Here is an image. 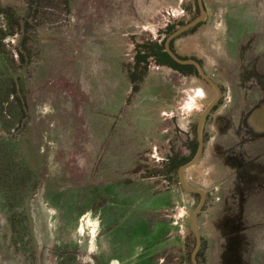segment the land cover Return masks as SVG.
Wrapping results in <instances>:
<instances>
[{
    "label": "rangeland",
    "instance_id": "rangeland-1",
    "mask_svg": "<svg viewBox=\"0 0 264 264\" xmlns=\"http://www.w3.org/2000/svg\"><path fill=\"white\" fill-rule=\"evenodd\" d=\"M174 1L179 6L172 7L173 0H163L160 6H156L157 0H149L151 34L139 30L129 38L125 35L129 41L125 57L122 42L109 26L104 29L101 25L79 41L72 38L77 31V11L93 10V0H68L67 9L40 8L36 0H0V14L17 17L19 23L0 16V264H40L41 258L44 264H77L75 256L63 254H73L88 244L97 251L100 248V240L94 238L95 227L91 226L96 213L109 202L106 191L114 180L101 177V173L127 168L129 162L109 160L129 154L133 144L144 143L148 135L142 95L126 94L129 80L122 67L134 87L140 88L149 66L148 61H140L163 48V29L185 25L198 17L196 0ZM205 1L212 16L187 35L195 36V40H189L195 45L191 56L204 59L206 72L223 85L225 80L235 85L212 114L209 132L215 139V121L227 117L243 125L251 108L264 107V0ZM102 2L96 3L97 7L106 9L100 6L111 0ZM218 25L223 27L222 33H215ZM88 50L95 60L93 66L88 60L82 67L79 64V79V68L74 66ZM254 88L258 89L256 96ZM196 90H188L190 96L198 97L193 103L196 108L191 107L203 110L213 95L205 98L199 84ZM247 96L249 105L245 107ZM238 100L244 102L241 108ZM255 114L259 116L260 112ZM184 117L190 118L187 114ZM191 119L182 121V131L192 122L190 132L196 141L200 118L194 114ZM251 123L258 127L254 118ZM235 124L238 132L221 142L237 146V155L233 161L216 156L213 163L224 167L209 182L213 186L225 180L216 186L221 200L216 212L229 235L223 264H257V256L264 254V132L251 146L245 131ZM222 127L231 133L230 125ZM148 157L150 169H160L161 155ZM175 159L179 160L178 154ZM129 179L118 178L115 183L125 188L131 185ZM167 180L177 183V172ZM203 184L199 186L206 190L207 184ZM7 190L19 196L17 202L13 194H7L15 214L7 209ZM190 239L191 257L196 241L192 234Z\"/></svg>",
    "mask_w": 264,
    "mask_h": 264
},
{
    "label": "crops",
    "instance_id": "crops-1",
    "mask_svg": "<svg viewBox=\"0 0 264 264\" xmlns=\"http://www.w3.org/2000/svg\"><path fill=\"white\" fill-rule=\"evenodd\" d=\"M53 1L55 2L52 3V0H37L38 5L40 3V8L45 6L68 8V0ZM102 1L104 3L110 0ZM98 2L101 3V0H93V10L78 11V23L80 22L82 25V19H84L83 24L87 23L88 25L86 33L90 35L93 29H98L101 25L104 26V29H109L107 26L111 27V31L122 42V45H120L124 47L126 57V45L129 41L125 35H133L150 25L151 12L148 11V6L144 7V4L140 6V9L146 8L147 13L142 11V14L138 16L140 19L135 20L133 7L127 4L128 0H111V3L107 2L106 7L100 6L106 9H99L96 5ZM173 3L174 6L172 7L179 6L178 1L173 0ZM91 19H94V21L91 22ZM100 19H102L101 23ZM139 20L141 22H136ZM89 50L87 56L83 55L78 63L81 67L86 60L90 61V66H93L94 54ZM122 68L123 74L126 76L124 65ZM187 80L182 74L173 71L168 66H149L140 91L137 92V96L141 93L142 101L140 103L145 106L146 110L145 113L142 112L143 119L148 123V135L145 142L167 149L169 142L171 143L181 137L180 135L177 136V131L182 130V121L189 120V118L185 119L184 115L187 114L188 117H191L194 114H201L200 107L196 111L193 109L196 108L193 103L196 102L195 99H198V97L190 96L188 90L194 91L195 86L193 89L192 85L189 86L190 81L187 82ZM101 88L106 89L105 87ZM148 88H152L153 91ZM130 89V84H128L126 94H130ZM188 95L190 96L189 99L187 98ZM141 145L143 143H134L129 154L115 155L109 161H124L134 165L144 152ZM203 160L202 163L200 162L201 165L199 163L188 170L187 175L189 172L188 177L190 179L197 178L199 184L205 185L203 184L205 182L206 187H210L211 172L206 170V162L209 160L208 153ZM133 165L130 164L122 170L117 168L104 170L102 175L112 179L124 178L134 169ZM162 174L156 175L149 182L144 180L140 174H136L134 177L137 179L134 180L137 182L132 181L135 185L125 188L114 186L109 188L110 195L108 197L110 202L105 205L101 213L97 212L94 218L96 235L99 236L101 242L98 257L103 264H192L189 256L192 245L190 220L196 206L193 204V198L185 195L182 190L178 188L164 189L161 185ZM220 184V182H217L215 185ZM220 204L221 201L212 209L202 212L197 221L199 234L204 244L207 245L205 257L209 262L220 257V250L217 251V247H219L217 235L221 234V227L224 225L222 224L223 220L221 221L218 218L216 212ZM175 206L184 207L186 211L185 214L183 210L185 217L180 228L173 225L167 217V214ZM214 264H220V261L216 260Z\"/></svg>",
    "mask_w": 264,
    "mask_h": 264
},
{
    "label": "flooded vegetation",
    "instance_id": "flooded-vegetation-1",
    "mask_svg": "<svg viewBox=\"0 0 264 264\" xmlns=\"http://www.w3.org/2000/svg\"><path fill=\"white\" fill-rule=\"evenodd\" d=\"M162 1L163 0H157V5L156 6H160V2H162ZM153 3L155 4V2H153ZM196 3H197L198 12H199V15H200V10H199V5H198V1L197 0H196ZM127 4L128 5H132V7H133V12H134V15H135L134 16L135 20L136 19H140V18H138V16L142 14V11H143V13H147V9L146 8L145 9H141V10L140 9H137V8H140V6L142 4H144V7L148 6V11L150 10V12H151L149 0H143V2H142V0H137V3L136 4H135V0H128V3ZM36 5H38L37 2H36ZM78 6H79V3H78ZM204 6H205V9H206V11L208 13V19H207V21L199 24L198 26H196L195 28L191 29L190 31H187V32L181 34L180 36H178L177 38H175L171 42V44H170L171 50L179 58H181L183 60H195V61H197L202 66L205 74L218 86V88L220 89V92H221V97H220L218 103L213 108V110L211 111V113L208 115V117H207V119L205 121V124H204V128H203V144H204V150H203V154L201 156V159L197 163V165L203 160L204 156L207 155V153H208V157H209V144H210V146H212L213 143L217 139V135L215 136V139H214V138H212L210 136L211 133L209 132V127L212 126V123H210V120L214 119L213 116H212V114H213L214 111H218L219 110V108L222 106V102H224V99L225 98H228V95H230L229 88L233 89L235 87V85L232 82L227 81V80H225L226 83L224 84L225 85L224 86L222 83H220V81L217 79V77L215 75H213L211 73L209 74L208 72H206V70L204 69V63H203L204 62V59L201 60V59L195 58L194 56H191L192 47L195 46V45H192V43L191 42H188V41L189 40H195V36L192 35V36H189L188 37L187 35L191 34L190 32H193L200 25H202L204 23H207L208 20H209V18L212 16V15H210L211 14L210 13V10L207 9L206 1L205 0H204ZM65 9H67V8H65ZM93 9H94V7H93ZM79 10L82 11V12H85L86 11V10H81V9H79ZM77 13H78V11H77ZM83 20L84 19H82V25H81L80 22L78 23V20H77V26H76L77 27L76 28L77 31H75L76 32V35L74 37H72L73 39H77L78 38L77 39L78 41H79V39H81L82 37H84L87 34L86 33V29H88V25H87L86 22H85L86 24L84 25L83 24ZM93 21H94V19H91V22H93ZM57 22H58V20L55 21V23H57ZM150 25H148V27H144L146 29H144V28L141 29L143 33H146V35L147 34H151L150 33L151 32L150 31ZM183 26L184 25L169 26L168 29H165V30L163 29V32H162L163 40L166 42L167 38L171 34H173L175 31H177L178 29H180ZM173 27H174V29H173ZM160 32H161V30L159 29L157 31V34H160ZM184 35H186L188 37V39L177 41L178 38H182ZM128 36L130 37V35H128ZM165 38H166V40H165ZM26 41H27V39H26ZM165 42H164V46H163L164 52H165ZM158 52H160V50H158ZM181 54H186V55L181 56ZM125 60H126V58H125ZM144 61L145 62L148 61L149 63L147 65L153 66V67H155V66H163V67L164 66H168V65H164L163 64L164 63V60L161 58V53L159 55V54H157L155 52L154 54H152L149 57L148 56L147 57H143V59L140 62L143 63ZM78 63H79V61H78ZM77 66L79 68V79H80V67H79L80 65L79 64H76V66H74V67H77ZM149 66L146 69L145 75L147 74V71L149 69ZM181 66H183V65H181ZM187 66H191V65H184V67H187ZM168 67H170V66H168ZM170 68L173 69L172 67H170ZM194 68L196 69L198 75L195 74V73H189L187 71H184V72L182 71L181 72V71H178L176 69H173V71L179 72L186 79H190L191 81L189 83L191 85H193L195 83V88L197 90H198V84H199L202 87L203 93H205L204 94L205 95V98L211 97L210 95H213V98L211 97L210 102H208V104L206 106H204L203 110H201V114L198 115V119L199 118L201 119V117H202L205 109L207 108V106L213 100L216 99V97H217V91L215 90L214 87H212L207 81H205L201 77V75L199 74L197 68L196 67H194ZM124 70L126 72V75L128 76L129 84L131 85L130 94L131 95L132 94L137 95V92L140 91V88L142 86L143 80L140 83V88L134 87L136 85L133 84V82L132 83L130 82V76L127 73L128 71L125 68H124ZM192 74H195V77H193ZM203 84L205 85L206 88L204 87ZM228 84H229V87L227 86ZM254 90H257L255 92L252 91V93L256 96V94H258V89L254 88ZM232 93L234 94V92H232ZM246 104L247 105L245 107H248V105H249V103H248V96L246 98ZM262 105H264V104H262ZM249 111H250V113L248 115V121L243 122V125L241 126V128L245 131V134L244 135L249 140L250 145L252 146V144L258 138L257 136H259L260 134L262 135L263 134L262 132H264V130H263L264 129V107H260V105L259 106H255V107L251 108ZM256 112H260L259 116H257L255 114ZM192 117H193V115L189 118V120H192L191 119ZM253 118H254V120H256V124L258 125L257 128L255 126H253L252 123H251V120H253ZM200 119H199V121H200ZM258 120H259V122H257ZM199 121L197 120V127H198ZM190 123L192 124V122H190ZM190 123H189V125H186L188 128H187V130L185 132L182 131V130H179L177 132V134L180 135L181 137H179L178 139H175L174 141H172L173 143L172 142L171 143L169 142V146H168L167 149L160 148L157 145H153V143H150L149 144L147 142H144L145 144L143 143L144 145L141 147V148H143L144 152L139 156L138 161L135 162L134 165L132 163H130L131 166L132 165L134 166V169L126 177H124V178L126 180H130L129 179V176H130L132 178V181H133V179H135L134 175L140 174L141 176H143L142 178H144V180H146V181L149 182V180L152 179V178H154L156 175H161L163 173L162 174L163 176L161 178V185H162V187L164 189L178 188V189L182 190L183 192H186L183 189V187L181 186V183H180V180H179V175H178V170H179V168L181 166L187 164L188 162H190L193 159V157L196 155L197 150H198V147H199L198 136H197V127H196V141H194V138H192V133L190 132ZM253 123H254V121H253ZM260 124H262V125L259 126ZM183 132H184V134H183ZM183 138H184L185 141H184V143L181 144V141L183 142ZM193 141H194V143L192 144ZM173 145H174V147H173ZM160 151H164L165 154L164 153H161ZM182 152H183V155H182ZM176 154H178V156H179V160L177 162L175 161L176 160L175 159L176 158ZM186 154H188V155H186ZM150 155H152L153 158H155V155H158V156L161 155V158L158 159V160H160L159 162H162L160 164V169H158V170H151L150 169V167H149V160L150 159L148 157ZM145 163H146V166H144ZM181 163H184V164H181ZM130 164H128V165H130ZM122 169H125V168H121L119 170H122ZM173 171L174 172L175 171L177 172V176H178L177 183H175L173 181L170 182V180H167V178H170L171 177V173ZM197 174H198V172H197ZM185 176H187V171L185 172ZM8 177H10V176H8ZM101 177H104L102 175V173H101ZM105 178H107V177H105ZM124 178L121 177L120 179H124ZM110 179H112V178H110ZM113 179L114 180H113V185L112 186L118 187V188H122V187H119V185H117L115 183L118 178H113ZM132 181H131V185L134 184ZM186 181H187V183L189 184L190 187H192L193 189H201L204 192V194H205V203H204V206H203V209H202L201 213L204 212L205 210L212 209L219 201H221L219 199V197H218L216 185L207 187V189L205 190L204 188H202V187L199 186L200 185L199 182H198L199 179H197V178L190 179L187 176ZM135 182H137V181H135ZM110 183H111V181H110ZM159 183H160V181H159ZM126 187H129V186H126ZM108 191H109V189L106 191L107 192V198L109 199L108 196L110 194H109ZM8 193L13 194L16 197L17 202L19 201V196L17 195L16 192H13V191H10V190H7L6 191L5 194H6V200H7V209L10 210L11 208L8 205L9 204V200L7 199V194ZM186 193L189 194V196L193 198V201H194L193 204L196 206V209H197V207L199 206V204L201 202V196L199 194H193V193H188V192H186ZM183 210H184V207L181 208L179 206H175L174 209L169 214H167V217H169V219L172 221L173 225H175V226H177L179 228L181 227V222H182L183 218L185 217L186 211L184 210L185 211V214H183L182 219L178 223L175 222L174 215L177 212H179V211L181 212ZM195 210H194V212H195ZM10 212L13 213V214H15V212H13L12 210H10ZM197 221H198V218H197ZM84 222L85 223L88 222L87 218H84ZM11 223L15 224V221H12L11 220ZM92 223H93V226H91V228L95 227L94 222H92ZM13 228H15V225H13ZM197 228H198V226H197ZM95 231H96V229H95ZM191 233H192V231H191ZM96 234H97V232H96ZM192 235H193V233H192ZM94 238L99 240V236H97V235ZM194 238H195V236H194ZM201 240H202V238H201ZM195 241H196V239H195ZM205 248H207V245L204 244V242L202 241L201 250L199 252V254L201 256H199V254H198V259H197L198 260V264H208V262H209V260L207 259V257H205V255H206L205 253L207 251ZM96 249L97 248H94V247L92 249L91 248V244H88V246L87 247H83V249H80V247H78V249L76 250V252L73 253V254H67L66 255L64 253L63 255H64V257L65 256H72V257L75 256L77 258V264H103L101 262V260L99 259V257H98V251ZM56 251H57V249H56ZM57 252L60 253L59 251H57ZM256 261H257V264H264V254H263V252L260 253L259 256H257V260Z\"/></svg>",
    "mask_w": 264,
    "mask_h": 264
},
{
    "label": "water",
    "instance_id": "water-1",
    "mask_svg": "<svg viewBox=\"0 0 264 264\" xmlns=\"http://www.w3.org/2000/svg\"><path fill=\"white\" fill-rule=\"evenodd\" d=\"M197 1H198V5H199L200 15L195 20L189 22L188 24L184 25L183 27H181L180 29L175 31L173 34H171L165 42V52L174 60V62H176L179 65H183V66L184 65H191V66L196 67L199 74L201 75V77L205 81H207L212 87H214L215 90L217 91L216 99L213 100L207 106V108L205 109V111H204V113H203V115H202V117L198 123L197 136H198L199 147H198L197 153L190 162L181 166L178 170L179 180H180V183H181V186L183 187V189L188 193L199 194L201 196V202H200L199 206L197 207V209L195 210V212L193 213V215L191 217V221H190L191 231H192V233L196 239L195 248H194L193 252L191 253L192 264H198V260H197L198 254H199V252L201 250V246H202V240H201L200 234L198 232V228H197V218L203 209V206L205 203V194L201 189H193L192 187L189 186V184L187 183L186 178H185V172L192 169L193 167H195L201 159V156H202L203 150H204V144H203L204 124H205V121H206L208 115L211 113L213 108L218 103V101L221 97V92H220V89L218 88V86L205 74L202 66L197 61H195V60H183V59L179 58L171 50L170 44L175 38H177L181 34L187 32V31H190L191 29L195 28L199 24L207 21L208 13H207L205 6H204V0H197ZM214 15H216V13ZM222 29H223V27L218 25V27H216V29H215V33H222ZM241 88H243V87L241 86ZM238 101L240 102L239 107L241 108L243 106L244 102L241 100H238ZM235 122H236V120H235ZM215 123H216L215 128L217 131V139L213 143L212 147L210 146V148H209V157H208L209 160H208V162H206V168H208L210 170L211 176H213V177H214V175L217 174L218 170H220L224 167V166H219V165H216L215 163H213L216 156H221V157H223L229 161H233L237 155V152H235L237 146L235 147V146L231 145V143L224 145L221 142L222 139L226 138L227 136H233L234 132H238L235 128H233V124H235V123L231 122V118L226 117L224 120H222L220 122L215 121ZM223 124L230 125L231 133H230L228 128L222 127ZM237 125H239L240 127L242 126L240 123L235 124V126H237ZM233 149H235V150H233ZM222 180L217 181V182H220L222 184L225 181V180H223V181ZM217 182H215V184H217ZM215 184H213V185H215ZM209 185L212 186V183L209 182ZM218 218L220 219L221 216H219ZM221 228H222L221 234L217 235L218 236V242H219V247H217V251L220 250V257L218 260L220 261V264H223V262L225 263V258L227 257L225 242H227V240H229L228 239L229 235L225 234V232L227 230L225 225H222ZM220 238H222V239H220ZM40 264H44V261L42 258L40 259Z\"/></svg>",
    "mask_w": 264,
    "mask_h": 264
},
{
    "label": "trees",
    "instance_id": "trees-1",
    "mask_svg": "<svg viewBox=\"0 0 264 264\" xmlns=\"http://www.w3.org/2000/svg\"><path fill=\"white\" fill-rule=\"evenodd\" d=\"M36 2H37V0H36ZM37 4H38V2H37ZM0 16H4V17H6V18H9V19H11V21H15L16 20V22H17V24H18V26H19V23H18V18L17 17H7V16H5V15H2V14H0ZM173 29H174V27H173ZM156 53L157 54H159L160 55V53H161V58L164 60V65H168V66H170V67H172L173 69H176V70H178V71H187V72H189V73H195V74H197L198 75V73H197V71H196V69L193 67V66H187V67H184V66H181V65H179V64H177L176 62H174L170 57H169V55L167 54V53H165L164 52V48H161L160 49V52H158V51H156ZM181 164H184V163H181ZM199 256H201L200 254H199Z\"/></svg>",
    "mask_w": 264,
    "mask_h": 264
},
{
    "label": "built area",
    "instance_id": "built-area-1",
    "mask_svg": "<svg viewBox=\"0 0 264 264\" xmlns=\"http://www.w3.org/2000/svg\"><path fill=\"white\" fill-rule=\"evenodd\" d=\"M182 217H183V211H182V214L180 213V214H175L174 215V220H175V222L176 223H178L181 219H182Z\"/></svg>",
    "mask_w": 264,
    "mask_h": 264
}]
</instances>
